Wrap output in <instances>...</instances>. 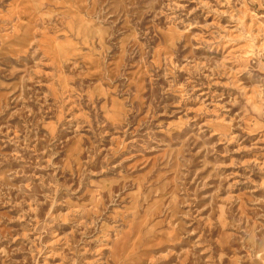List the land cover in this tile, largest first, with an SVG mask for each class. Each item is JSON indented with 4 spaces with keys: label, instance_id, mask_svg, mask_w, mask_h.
I'll return each mask as SVG.
<instances>
[{
    "label": "rangeland",
    "instance_id": "rangeland-1",
    "mask_svg": "<svg viewBox=\"0 0 264 264\" xmlns=\"http://www.w3.org/2000/svg\"><path fill=\"white\" fill-rule=\"evenodd\" d=\"M0 264H264V0H0Z\"/></svg>",
    "mask_w": 264,
    "mask_h": 264
}]
</instances>
